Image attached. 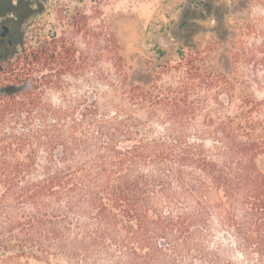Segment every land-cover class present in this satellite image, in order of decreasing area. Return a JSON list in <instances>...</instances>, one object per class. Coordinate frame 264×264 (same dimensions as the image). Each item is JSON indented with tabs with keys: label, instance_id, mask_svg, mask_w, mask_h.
Instances as JSON below:
<instances>
[{
	"label": "trees",
	"instance_id": "trees-1",
	"mask_svg": "<svg viewBox=\"0 0 264 264\" xmlns=\"http://www.w3.org/2000/svg\"><path fill=\"white\" fill-rule=\"evenodd\" d=\"M76 51L0 43V264H264L260 102L219 113L185 53L176 84H130L119 55L110 101H48Z\"/></svg>",
	"mask_w": 264,
	"mask_h": 264
},
{
	"label": "rangeland",
	"instance_id": "rangeland-1",
	"mask_svg": "<svg viewBox=\"0 0 264 264\" xmlns=\"http://www.w3.org/2000/svg\"><path fill=\"white\" fill-rule=\"evenodd\" d=\"M3 13L26 49L54 37L76 48L77 67L47 88L48 101H110L119 55L130 84H176L185 53L216 72L208 102L219 113L254 99L264 118V0H0Z\"/></svg>",
	"mask_w": 264,
	"mask_h": 264
},
{
	"label": "flooded vegetation",
	"instance_id": "flooded-vegetation-1",
	"mask_svg": "<svg viewBox=\"0 0 264 264\" xmlns=\"http://www.w3.org/2000/svg\"><path fill=\"white\" fill-rule=\"evenodd\" d=\"M10 22H15V20L8 18V13L0 14V29L4 26L8 27V29L4 31V35L0 34V43H12L17 38L13 33Z\"/></svg>",
	"mask_w": 264,
	"mask_h": 264
},
{
	"label": "water",
	"instance_id": "water-1",
	"mask_svg": "<svg viewBox=\"0 0 264 264\" xmlns=\"http://www.w3.org/2000/svg\"><path fill=\"white\" fill-rule=\"evenodd\" d=\"M8 27L7 26H4L0 29V34L4 35V31L7 30Z\"/></svg>",
	"mask_w": 264,
	"mask_h": 264
}]
</instances>
